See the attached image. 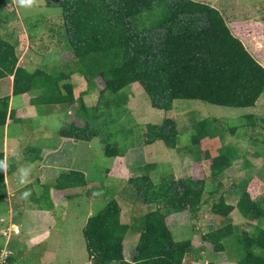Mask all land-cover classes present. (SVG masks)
Returning a JSON list of instances; mask_svg holds the SVG:
<instances>
[{"label": "trees", "instance_id": "obj_1", "mask_svg": "<svg viewBox=\"0 0 264 264\" xmlns=\"http://www.w3.org/2000/svg\"><path fill=\"white\" fill-rule=\"evenodd\" d=\"M5 0H0V4ZM46 7L59 8L64 38L76 60L77 71L87 82L100 80L102 89L96 103V116L84 125L70 122L59 135L74 141L90 142L99 138L106 157H123L126 149L167 143L165 135L176 129V123L165 118L159 125L146 124L142 140L121 148L112 142L108 129L124 112L120 92L130 84H138L153 109L170 112L176 100L201 101L228 108H253L264 93V68L232 35L221 13L210 5L192 0H41ZM15 48L0 35V79L13 77V96L32 90L41 94L33 105H76L85 113L83 95L73 96L71 84L60 85L68 75H49L42 70L17 66ZM10 97L0 98V128L9 114ZM247 126H257L254 116H245ZM264 126V119L260 120ZM210 123L201 120L192 127L195 143L214 137ZM236 128H231L234 134ZM115 133H113V136ZM167 147L168 146L167 144ZM35 149L29 148L28 151ZM210 159V176L217 180L239 160L234 147H217ZM0 160H4L0 153ZM144 165L139 171L148 170ZM11 167H9V171ZM5 174L0 172V204L7 197ZM246 181L234 187L235 206L219 197L211 213L227 217L234 209L248 221L264 217V209L252 201ZM204 180L179 178L166 185L155 184L149 177L137 184L138 199L152 204L173 195L180 197L193 214L201 205ZM85 185L82 173L61 174L53 189L66 190ZM50 187L45 188L48 192ZM218 190V189H217ZM216 190V192H217ZM215 192H213L214 194ZM120 207L108 202L91 216L83 230L86 251L91 264H174V250L187 248L186 242H175L158 212H149L139 220V239L131 263L124 260L123 240L128 226L120 222ZM232 238L236 248L244 250L237 264H264V230L234 233L225 226L203 236V240L222 249Z\"/></svg>", "mask_w": 264, "mask_h": 264}, {"label": "crops", "instance_id": "obj_2", "mask_svg": "<svg viewBox=\"0 0 264 264\" xmlns=\"http://www.w3.org/2000/svg\"><path fill=\"white\" fill-rule=\"evenodd\" d=\"M208 5L217 9L221 13L232 35L242 42L246 50L264 68V42H252L244 31L245 25H248L249 27L250 25H254V18L251 16L256 14V9L250 7L247 8L246 11L248 14L245 15L242 14L237 7L224 8L222 0H211ZM38 7H46V5L45 3L36 1L31 7H21L16 0H5L4 3L0 4V35L5 41L14 46L15 53L18 57L17 66L28 71L30 68H36L35 70H42L49 74L45 70L37 68L42 67L48 70V62L66 64L68 60H73L75 62L76 60L72 56L67 42L65 43V38H63L61 44L54 45L52 48L41 51V42L35 40L41 24L38 22L37 17H34L33 19L25 17L27 14L34 15L33 12L36 11ZM244 16L249 18H244ZM26 21H32L28 23L27 26L28 30L33 31L30 36H26L25 33ZM60 21L62 23V18ZM61 25L63 26V24ZM21 30L24 33L21 32ZM51 69L56 70L57 68L52 67ZM59 74L69 76V79L62 81L60 85L65 83L71 84L75 99L80 96L77 88L83 89V92L80 93L84 94L82 99L85 109L87 110V96L93 95L94 92L97 91L94 87L96 83L101 85L102 82L100 80H97L96 82L95 80L87 82L84 77L79 74L77 69L75 72L72 71V69L68 70L65 66ZM101 89L102 87H100V90ZM32 91H35L37 94L36 96H29L28 103L31 105H33L31 101L41 94L40 90ZM12 92L13 77L8 76L0 79V98L7 96L10 97L7 121L5 126L0 128V153L3 154L4 160L7 159L8 165L11 167L10 171L8 167L7 174H5L4 178L7 197L5 202L0 204V217L2 216L12 219V221L20 228V234L12 238V257L10 262L11 264H31L29 256L34 253L35 264H91L86 251L82 230L87 220L100 211L108 202L105 203L101 209H96L100 206L99 204L102 203L100 198L93 196L91 199L87 197L86 208L85 210L83 208L82 213L79 215L80 220L75 234H72V232L68 230L63 231L53 225V223L56 224L57 221L60 222V219L63 220L67 216L66 210L64 212L61 210V208L66 206L64 192H70L73 189H78L83 192L88 187L87 173L81 169L74 168L73 156H70V158L66 160L60 154L62 146L74 144L73 142L84 141H74L70 138L61 137L59 135V130L70 122H75L79 125V122H84V118L83 116H78V118H75L74 120L68 118L75 105H40L42 107V112H44V115L41 114L42 119H36L39 120L41 124L40 132L46 131V125L49 121L54 122L55 126H53V131L59 135V140L54 145L50 146V140L48 141L46 138L44 139L43 136L39 140L37 146L19 149L15 144H10L8 141L10 123L15 122L20 124L22 122V115L20 113H22L23 110V107L18 110L14 109L13 100L16 96H13ZM261 100L260 97L256 105ZM254 109L255 107L249 108V115H252L253 112L251 111ZM64 113L66 117H64ZM35 118H37V116H35ZM85 143H87V148L89 149V142ZM29 148L35 150L28 151ZM254 156L257 157V159H263L262 156H259L256 153ZM28 166H31V172L28 178L29 182L21 185L19 183L20 173L18 169ZM245 166L253 167L254 163L251 164L248 162ZM70 171L82 173L85 178V185L66 190L53 189L57 178L61 174ZM230 171H232L231 168L223 175L228 176ZM109 174L112 175L113 172H110ZM213 181L217 184L216 188L214 191L211 190L209 192L206 200L201 201L200 209L196 214H193L187 205H185L183 201H180V197L177 195H173L167 199H161L152 204L142 203L137 196L134 200H125V198L120 197V194L113 196L120 200L116 201L121 210L120 222L128 226V231L123 240L124 260L128 263H131L133 260L135 247L139 239L140 218L149 212L155 211L164 217L165 224L175 242L188 243L186 249L178 248L177 250H174V264H237L245 255L243 249L236 248L233 244L223 242L222 249L215 250L213 244L203 240V236L225 226H232L234 228V233L238 234L243 231L252 233L256 228L264 230V217H260L254 221H248L240 215L242 218L239 219V216L235 215L238 210L234 209L227 217H220L223 218V222L221 223L217 219L218 216L211 213V207L214 202H217L219 197H224L226 204L235 206L237 197L236 194H232L233 189L240 182L246 181V191L250 194L252 201L264 209V191L261 192L259 198L256 200L252 192L254 189V178L250 172H247L245 175L243 174L242 177H239L234 182H229L227 187H224L226 186V182L223 183L222 186V182L216 180ZM118 183H120V181ZM159 184L164 185L163 182ZM136 186L137 185H135L134 188L135 190ZM47 187H50L48 192L45 191V188ZM29 190L31 191V195L27 199L23 198L22 193ZM213 192L215 193L213 194ZM205 205L211 213L210 217L202 216V207ZM63 213L64 215H62ZM23 219L32 222L34 224L33 227L35 228L31 231L26 230L22 223ZM173 232H178L179 235L184 233L186 239L181 241L175 240ZM35 233L38 235L41 234L38 237V241L34 239V243L29 242V237L32 238ZM61 252L63 254H61Z\"/></svg>", "mask_w": 264, "mask_h": 264}, {"label": "rangeland", "instance_id": "obj_3", "mask_svg": "<svg viewBox=\"0 0 264 264\" xmlns=\"http://www.w3.org/2000/svg\"><path fill=\"white\" fill-rule=\"evenodd\" d=\"M36 1L44 3L41 0ZM193 1L208 5L211 0ZM222 4L224 8L237 7L245 15L248 14L247 8H255L257 12L251 16L254 18V25H250V27L245 25L244 31L252 42H264V0H222ZM33 13L36 16L27 14L25 17L29 19L37 17L38 22L41 24L35 38L36 41L41 42V51L61 44L64 38V30L60 21L61 10L59 8L38 7ZM244 18L249 17L244 16ZM26 22L25 33L26 36H30L33 31L28 30L27 26L32 21ZM21 32L23 31L21 30ZM47 65L48 70L42 67L37 69H43L52 76L62 72L64 66L68 70L72 69L75 72L77 69L76 62L73 60H68L66 64L48 62ZM52 67L57 69H51ZM35 69L30 68L29 71H34ZM94 87L97 91L93 95L87 96V110L85 113H81L75 105L68 118L74 120L78 116H83L85 120L96 116L98 91L100 92L102 84L96 83ZM77 90H79V95H81L80 92H83V89L77 88ZM36 94L35 91H31L27 94L16 96L13 100L14 109L18 110L23 107L22 113H20L22 122L20 124L10 123L8 141L10 144H15L19 149L37 146L43 136L44 139L50 140V146L59 140V135L53 131L54 122L49 121L46 125V131L40 132L41 124L36 119H42L41 114L44 115L42 107L28 103L29 96H36ZM120 94L122 96L120 104L124 108V112L117 119L118 121L109 127L108 131L112 134V142H118L121 148H127L132 143L137 144L140 142L145 132L146 124L159 125L165 118H170L175 121L176 129L172 133L165 135L166 144L155 142L150 146L129 148L126 149V154L123 157H106L102 151L99 138L92 139L88 143L89 149L85 142H73L74 144L62 146L60 154L66 160L73 156L74 168L81 169L87 173L88 187L83 192L78 189L64 192L66 206L61 208V210L63 212L66 210L67 216L63 220L60 219V222L53 223L56 228H60L63 231L68 230L75 234L80 220L79 215L82 213L83 208L84 210L86 208L87 197L91 199L93 196L100 198L102 203L100 202V206L96 209H101L105 203L111 200L120 201L118 198L113 197L119 194L125 200H134L137 196L134 189L135 185L148 177L154 183L163 182L164 185L179 178L202 179L205 184L201 201L206 200L209 192L211 190L214 191L217 185L210 176L209 167L211 161L207 158V155H214L215 149L221 146L234 147L239 154V160L233 165L232 171H230L228 176L221 175L216 181L222 182V186L226 182L224 187H227L229 182H234L239 177H242L243 174L250 172L254 178V189L252 192L255 199L257 200L261 192L264 191V143H262L264 142V126L260 123V119L264 118V93L261 95L262 100L251 111L257 124L255 128L247 126L245 116L249 115V108H228L201 101L176 100L172 111L163 112L151 107L146 94L136 83L125 87ZM64 117H66L65 113ZM201 120H207L210 123L209 132L214 134V137L195 143L192 127ZM79 125L83 126L84 122H79ZM231 128H236L234 134L230 132ZM113 133H115L114 136ZM167 144L170 147H167ZM255 153L262 156L263 159H257L254 156ZM246 162L254 163V166L247 167L245 166ZM144 165H151L152 167L146 171H139L138 169ZM110 172H113V174L110 175ZM119 181L120 183H118ZM210 214L208 207L206 205L203 206L202 216L210 217ZM235 215L239 216V219L242 218L237 211ZM217 219L219 222H223V218L217 217ZM22 221L26 230L31 231L35 228L32 222L24 219ZM39 235L33 234L32 238L29 237V242L34 243V239L38 241ZM173 235L177 241L186 239L184 233L179 235L178 232H173ZM224 242L233 244L232 238ZM61 254L63 253L61 252ZM29 259L31 264H35L34 253L29 256Z\"/></svg>", "mask_w": 264, "mask_h": 264}, {"label": "built area", "instance_id": "obj_4", "mask_svg": "<svg viewBox=\"0 0 264 264\" xmlns=\"http://www.w3.org/2000/svg\"><path fill=\"white\" fill-rule=\"evenodd\" d=\"M20 234V228L12 219L0 217V264H11L12 238Z\"/></svg>", "mask_w": 264, "mask_h": 264}, {"label": "clouds", "instance_id": "obj_5", "mask_svg": "<svg viewBox=\"0 0 264 264\" xmlns=\"http://www.w3.org/2000/svg\"><path fill=\"white\" fill-rule=\"evenodd\" d=\"M16 2L21 7H31L36 2V0H16ZM8 167H9V165H8L7 159L0 160V172L7 174ZM18 171L20 173L19 183L21 185L27 184L29 182L28 178H29V175L31 172V166L22 167V168L18 169ZM30 195H31L30 190L22 193V197L25 199H27Z\"/></svg>", "mask_w": 264, "mask_h": 264}]
</instances>
